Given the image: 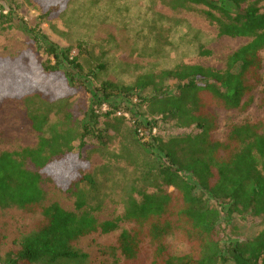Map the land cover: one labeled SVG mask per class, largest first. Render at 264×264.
<instances>
[{
	"label": "trees",
	"instance_id": "16d2710c",
	"mask_svg": "<svg viewBox=\"0 0 264 264\" xmlns=\"http://www.w3.org/2000/svg\"><path fill=\"white\" fill-rule=\"evenodd\" d=\"M69 1L49 0L43 16L59 13ZM163 3L172 10L202 6L219 37L248 42L226 58L223 70L184 65L140 75L131 85H102L98 92L104 98L133 96L150 115L192 130L167 141L137 138L153 157L160 185L155 193L142 194L141 201L128 196L120 219L99 222L85 210V191L94 190L97 180L86 173L89 163L75 152L74 143L81 147L90 137L106 144L99 126L102 114L95 111L105 102L96 103L86 121H74L70 104L80 90H86L79 56L49 42L36 27L28 30V36L46 61L27 69L20 61L0 59V101L6 96L25 101L30 128L37 134L35 147L0 154V209L16 208L38 218L28 235L13 241L4 259L0 239V264H108L106 259L90 262L79 243L92 235L116 232L121 221L129 228L119 233L111 249L114 262L118 255L123 264H141L145 255L149 264H264V122L231 126L222 141L211 135L216 129L213 107L245 111L262 84L264 0ZM261 106L264 110V99ZM43 176L60 192L75 197L76 212L46 204ZM211 200L222 206L228 219L233 214L250 215L260 219L263 229L252 239L221 245L215 235L221 212L211 207ZM175 239L180 247L171 244Z\"/></svg>",
	"mask_w": 264,
	"mask_h": 264
},
{
	"label": "rangeland",
	"instance_id": "374dc122",
	"mask_svg": "<svg viewBox=\"0 0 264 264\" xmlns=\"http://www.w3.org/2000/svg\"><path fill=\"white\" fill-rule=\"evenodd\" d=\"M163 1L169 0H70L59 13L45 17L49 0H0V59L20 61L27 69L46 61L41 48L28 36L29 29L38 27L49 42L61 49L71 48L72 55L80 58L86 90H80L70 104L74 121H86L96 103L108 105L109 114L99 118L106 144L90 137L84 139L81 147L78 141L74 143L75 152L89 163L86 173L97 180L94 190L85 191V210L92 212L99 222L120 219L128 196L141 201L142 194H153L160 185L152 168V155L143 151L145 145L137 139L126 119L120 122L115 119L118 112L132 114L137 119L154 116L146 111V106L140 107L133 96L104 98L98 92L102 85H131L140 75L175 70L184 65L223 70L226 58L248 42L244 38L219 37L202 6L172 10ZM260 7L264 8V4ZM261 59L263 81L253 92L252 105L245 111L213 107L216 117L213 139L224 140L231 126L264 122L261 106L264 52ZM69 72L77 76L74 69ZM158 124L157 137L163 141L192 132L178 128L170 120ZM36 144L37 134L30 128L25 101L3 97L0 101V154L32 148ZM154 155L160 157L155 151ZM150 170L154 173L148 177ZM185 177L193 182L188 174ZM42 188L47 205L55 203L65 211L76 212L75 197L60 192L48 177L43 176ZM210 205L221 212L215 227L216 239L221 245L252 239L263 229L258 218L233 214L228 219L219 203L211 200ZM36 221L37 217L19 209H0L3 259L14 246L13 241L28 235ZM127 228L129 225L121 221L119 229L110 235H92L81 240L79 249L89 256L90 262L106 259L108 264H123L118 255V261L114 262L116 256L112 257L111 249L119 233ZM171 244L181 246L176 239ZM103 251L107 252L105 256L101 255ZM147 257L143 255L141 264H149Z\"/></svg>",
	"mask_w": 264,
	"mask_h": 264
},
{
	"label": "built area",
	"instance_id": "2783aa9c",
	"mask_svg": "<svg viewBox=\"0 0 264 264\" xmlns=\"http://www.w3.org/2000/svg\"><path fill=\"white\" fill-rule=\"evenodd\" d=\"M108 105L103 103L101 107H95L96 113L106 114L108 112ZM116 115L119 118L126 119L128 123L132 126L135 135L140 141L146 142L158 136L159 122H161L160 117H152L147 119H137L134 118L132 114L118 112Z\"/></svg>",
	"mask_w": 264,
	"mask_h": 264
}]
</instances>
